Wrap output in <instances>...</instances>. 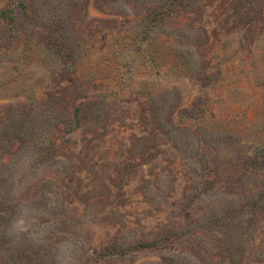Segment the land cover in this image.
Listing matches in <instances>:
<instances>
[{"label":"rangeland","instance_id":"obj_1","mask_svg":"<svg viewBox=\"0 0 264 264\" xmlns=\"http://www.w3.org/2000/svg\"><path fill=\"white\" fill-rule=\"evenodd\" d=\"M0 264H264V0H0Z\"/></svg>","mask_w":264,"mask_h":264},{"label":"trees","instance_id":"obj_2","mask_svg":"<svg viewBox=\"0 0 264 264\" xmlns=\"http://www.w3.org/2000/svg\"><path fill=\"white\" fill-rule=\"evenodd\" d=\"M107 249V248H106Z\"/></svg>","mask_w":264,"mask_h":264}]
</instances>
